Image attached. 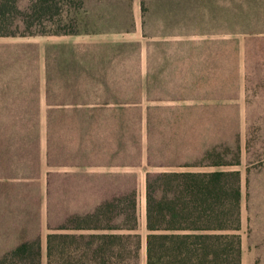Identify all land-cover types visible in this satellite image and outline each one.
<instances>
[{
  "label": "rangeland",
  "instance_id": "374dc122",
  "mask_svg": "<svg viewBox=\"0 0 264 264\" xmlns=\"http://www.w3.org/2000/svg\"><path fill=\"white\" fill-rule=\"evenodd\" d=\"M74 2L71 8L64 6L60 17L41 24L33 21L31 29L27 28L31 14H25L27 21L18 31L35 36L0 38V65L5 64L0 75L41 74L48 50L55 56L56 47L64 46L69 54L80 45L96 55L124 53L128 75L136 81L140 72L151 73L153 65L172 66L176 91H185L188 77H208V83L195 85L199 96L195 95L194 104L170 118L159 116L160 131L153 132L151 119L146 138L161 144L163 157L159 169L151 172H238L242 224L238 235L248 238L256 264H264V0H91L81 8L78 0ZM29 4L30 0H23L22 11ZM58 28L66 34L54 36ZM40 32L45 33L37 35ZM128 118L129 128H138L132 124L137 118ZM133 133L125 132V140L140 137ZM149 161L145 170L136 172L140 251L147 234L141 178L149 172ZM215 162L227 165L212 166ZM94 198L70 200L48 193L39 196V205H47L48 220L56 225L55 213L64 203L80 208Z\"/></svg>",
  "mask_w": 264,
  "mask_h": 264
},
{
  "label": "crops",
  "instance_id": "0c3cea01",
  "mask_svg": "<svg viewBox=\"0 0 264 264\" xmlns=\"http://www.w3.org/2000/svg\"><path fill=\"white\" fill-rule=\"evenodd\" d=\"M63 47H56L55 56L47 51L41 74L0 75V260L34 259L32 246L35 250L39 242L40 258L46 261L48 227L59 225L65 207L57 209L54 225L39 196L96 197L89 207L103 196L135 195L138 213L136 172L145 170L147 160L148 171H156L163 158L161 144L146 138L151 119L153 132L160 131L159 116L170 118L187 109L197 98L195 85L209 82L203 75L188 77L185 91H176L172 66L153 65L136 81L128 75L122 52L96 55L79 45L68 54ZM129 115L137 118L132 124L138 128H129ZM129 130L140 137L125 140ZM146 172L141 178L144 213ZM138 222L137 214V229ZM240 239V264H256L248 238ZM145 259L144 248L141 264Z\"/></svg>",
  "mask_w": 264,
  "mask_h": 264
},
{
  "label": "trees",
  "instance_id": "16d2710c",
  "mask_svg": "<svg viewBox=\"0 0 264 264\" xmlns=\"http://www.w3.org/2000/svg\"><path fill=\"white\" fill-rule=\"evenodd\" d=\"M74 1L30 0L29 7L22 11L23 0H0V38L35 36L18 31L27 21L25 14H31L27 17L32 20L27 27L31 29L33 21L41 24L47 18L60 17L64 6L71 8ZM89 1L77 3L81 8ZM65 34L62 28L53 33ZM64 197L71 200L73 196ZM240 201V177L235 171L148 172L145 264H240ZM87 206L83 207L87 212H79L77 207L64 203L65 213L59 225L48 227L46 264H138L141 238L136 234L135 195L103 196L95 205ZM31 255L36 258H4L0 264H41L39 242L35 250L32 246Z\"/></svg>",
  "mask_w": 264,
  "mask_h": 264
}]
</instances>
